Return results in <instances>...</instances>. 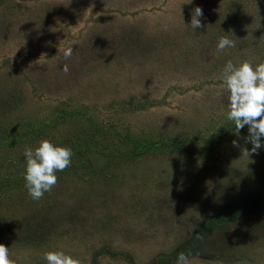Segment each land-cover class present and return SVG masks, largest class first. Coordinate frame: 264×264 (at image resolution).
I'll return each mask as SVG.
<instances>
[{
    "label": "rangeland",
    "instance_id": "rangeland-1",
    "mask_svg": "<svg viewBox=\"0 0 264 264\" xmlns=\"http://www.w3.org/2000/svg\"><path fill=\"white\" fill-rule=\"evenodd\" d=\"M195 7L203 27L193 30ZM221 36L236 46L218 54ZM262 60L264 0H0V244L10 258L149 264L198 240L225 206L264 198V147L241 152L252 148L248 127L237 135L227 119L221 78L228 61ZM42 139L73 156L34 201L23 152ZM202 237L191 264H264V210Z\"/></svg>",
    "mask_w": 264,
    "mask_h": 264
},
{
    "label": "clouds",
    "instance_id": "clouds-1",
    "mask_svg": "<svg viewBox=\"0 0 264 264\" xmlns=\"http://www.w3.org/2000/svg\"><path fill=\"white\" fill-rule=\"evenodd\" d=\"M191 3V0H187ZM203 16V10L195 7L192 12L190 26L193 30L203 27L199 17ZM235 41L227 36L218 38L216 45L217 53H223L226 48L235 47ZM73 54L71 46L63 50L65 59ZM44 55V54H43ZM62 71H69L65 64ZM222 83L227 96V119L234 123V131L238 135L245 126L248 127V141L252 148L241 149L245 156L256 154L257 150L264 147L261 138L264 137V60L253 66L249 61H241L234 64L228 61L221 72ZM234 146L237 142L232 141ZM25 170L23 179L27 194L34 201L43 198L45 192H50L58 182L56 173L64 171L71 165L73 152L71 148L59 146L47 139H42L32 147H26ZM42 259L46 264H81L79 259L65 254L63 251H45ZM0 264H15L10 258L9 248L0 244ZM176 264H191V260L185 253H179Z\"/></svg>",
    "mask_w": 264,
    "mask_h": 264
},
{
    "label": "trees",
    "instance_id": "trees-1",
    "mask_svg": "<svg viewBox=\"0 0 264 264\" xmlns=\"http://www.w3.org/2000/svg\"><path fill=\"white\" fill-rule=\"evenodd\" d=\"M264 210V198H250L243 202H239L232 205H227L220 209L216 214L210 216L207 221L202 225L200 229V236L198 240H203L202 234L206 233L213 227L223 224L225 221L247 215L254 212H259ZM198 240H188L184 241L176 249H174L170 255L166 256V259H161V261L154 260L158 264H175L179 253H185L188 256L198 254L200 250V241ZM152 261V262H154ZM150 262L149 264H152Z\"/></svg>",
    "mask_w": 264,
    "mask_h": 264
}]
</instances>
